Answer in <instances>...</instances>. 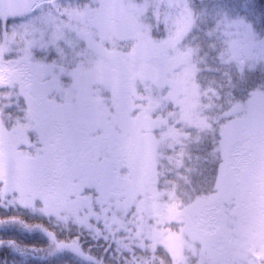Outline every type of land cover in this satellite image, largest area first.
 Masks as SVG:
<instances>
[{
  "label": "rangeland",
  "instance_id": "1",
  "mask_svg": "<svg viewBox=\"0 0 264 264\" xmlns=\"http://www.w3.org/2000/svg\"><path fill=\"white\" fill-rule=\"evenodd\" d=\"M43 1L0 0V15L28 12L30 8L26 5ZM145 9L146 4L135 0H103L99 7L93 8V16L102 30L124 34L129 27L135 29L141 25L139 21H143L141 18ZM188 13L181 15L178 26L174 27L175 22L168 30L164 29L161 40H152L153 47L144 57H137V61V58H133L136 49L142 47L150 36L145 32L146 27L143 26L140 33L137 32L138 36L144 38H137L139 40L132 54L111 51L105 48V44L98 42L99 37L95 38L79 29L86 34L92 48L104 54L107 60L93 71L81 69L73 73L77 94L74 98V118L84 133L79 139L78 149L67 158L61 156L56 159L50 165L46 184L41 185L36 180V143L25 139L22 129L16 132L1 125L0 181L4 182L6 188L18 190L26 200L40 199L48 208L55 207V212H59L60 202L61 210L71 211L78 216L84 212L85 203L79 192L85 187L94 189L95 184L89 177H97L101 183L96 185L97 190L105 199L111 194L121 197V203L116 200L111 204L120 203L118 206H121L123 213L137 202L139 209L144 211L141 215L138 212V217L145 216L143 228L151 229L149 233L152 239L148 244L151 247L163 245L173 263H186L185 260L191 255L190 258L198 257L199 261L204 259L211 264H264V92H254L234 108L233 116L221 128L218 150L222 164L213 193L199 196L185 207L178 208L172 201H160L161 193L158 195L155 189L149 187L157 171L156 157L160 159L164 156L161 150L169 141V133L164 131V120L154 118L149 112L151 109L135 112L128 91L138 81L137 77L147 79L159 87L167 88L171 98L184 106L188 120H193L190 118V109H193L191 93H188L192 91H188L190 84L181 76V73L188 74L191 62L186 64L187 68L179 67V60L185 62L196 52L187 50L182 41L191 26ZM238 26L240 30L229 45L233 56L243 58L244 52H247L248 59L264 58V39L257 41V34L250 25ZM172 27L176 31L175 35L171 34ZM5 49L4 42L0 46V53ZM122 58L128 60L131 71L121 83H117V70L123 68L120 63ZM50 68L51 65L25 61H0V88H6V84L19 83L22 93L31 101L38 83L44 82L49 88L46 77L51 74ZM95 82L109 86L113 95L119 93L117 104L115 96L106 97L115 99L112 104L95 97V93L93 96L91 86ZM150 88L146 87L148 105H151ZM90 99L99 101V109L95 103L87 105ZM173 100L172 104L175 103ZM59 104L56 102V107L47 110V120L44 119L43 110L35 103L31 104L40 140L46 131L51 140V122L60 123L64 118ZM109 105H113L114 110ZM198 119H194L193 125L203 126L202 120ZM162 125L164 128H160ZM95 130L97 132L92 133ZM171 140L177 146L180 144L176 134H171ZM90 150H98L99 160L93 162L94 167L91 169L87 164L85 171L80 162L91 161L86 156ZM231 212L238 214L239 225L234 231H226L224 222ZM156 221L160 224L158 229Z\"/></svg>",
  "mask_w": 264,
  "mask_h": 264
},
{
  "label": "trees",
  "instance_id": "2",
  "mask_svg": "<svg viewBox=\"0 0 264 264\" xmlns=\"http://www.w3.org/2000/svg\"><path fill=\"white\" fill-rule=\"evenodd\" d=\"M101 1L103 0H55L54 3H50L44 0L42 3L59 5L61 11L67 9L72 12V16H65L66 22H71L74 27L89 32L95 38L99 37L98 42L105 44V48L124 54H132L137 41L144 38L138 36L144 27L146 34L150 35L148 37L161 40L165 34L164 29L168 30L175 22L174 27L178 26L181 15L189 12L188 19L191 21V26L182 41L187 50L193 49L196 52L185 62L179 60V67L187 68L186 64L191 62L187 72L189 75L181 73V76L190 84L188 91H192L188 93H191L193 109H190V118L193 120L190 119L191 122L188 120L184 106L171 98L167 88L159 87L147 79L137 77L138 81L128 91L135 112L151 109L149 112L154 118L164 120L166 128L163 125L160 128H164V131L169 133V141L161 150L164 156L160 159L156 157L157 171L149 187L155 189L158 195L161 193L162 198L159 200L163 203L172 201L178 208H183L197 197L211 194L216 190L222 164L218 150L220 130L233 116L234 108L245 102L254 92H264V58L259 56L256 60L248 59V53L244 52V57L237 59L229 47L236 32L240 30L238 25H250L257 34V41L264 39V29L250 19L253 10L259 15L261 0H135L146 4L141 18L143 21H139L142 23L135 29L129 27L124 34L104 31L98 27L99 24L93 16L95 13L93 8L99 7ZM249 4L253 8L246 11L245 5ZM53 11L55 12V7ZM28 13L29 11L11 16L20 18L27 16ZM86 13H89L88 16H85ZM14 25V28L8 32V38L13 42L6 44L5 51L0 53L1 62L25 61L30 64L61 65L56 47L41 48L27 42V35L34 30L32 22L18 19ZM174 27L171 28L172 35L176 33ZM4 41L5 38L0 36V46ZM82 46H84L83 42ZM66 47L61 40L60 48L66 49ZM105 59L107 60V57L104 54L92 48L85 62L75 63L70 67L63 65V74L58 67L55 73L47 76L46 80L49 82L55 101L60 103L59 98L55 97L57 92H62L66 99L76 97L77 94L72 91L75 70L93 71L99 64H103ZM149 86L151 105L147 104L146 96V87ZM91 88L94 90L93 96L95 93V97H100L103 102L110 101L108 104H112L116 99L117 104L119 93L113 95V91H109L110 87L106 84L95 82ZM108 96L116 98L108 99L106 98ZM25 98L19 83L6 84V88H0V120H2L0 126L3 125L16 132L22 129L25 139L35 142L37 146L40 141L38 125L31 106L25 103ZM17 100L20 107H17ZM171 100L175 103L172 104ZM108 107L113 108L112 110L115 108L113 105ZM157 110L160 111L155 113ZM196 118L202 120L203 126L193 125ZM171 134H176L180 139L178 146L171 140ZM213 148L217 150L213 151ZM16 192L19 198L24 199L22 193L18 190ZM149 192H145L146 195ZM79 193L85 203H83L84 212L79 213L78 217L86 218L92 225L91 228L83 229L82 238L87 240L84 244L85 250L91 246V254L97 258V262L91 261L90 264H177L172 262L168 250L163 245L156 244L151 247L148 244L152 239L149 233L151 229L143 228L142 220L145 216L138 217V212H141L139 214L141 215L144 211L139 209L137 202L123 213L121 206H118L122 201L121 197L111 194L105 199L96 185L94 189L85 187ZM145 193H142L144 197H146ZM116 200L120 202L118 205L111 204ZM35 201L37 208H47L51 220L39 214L31 216L29 212L21 213L33 224H43L57 235L65 237L68 235V229L73 232L79 229L80 226L74 222L77 216L71 211L61 210L60 202L59 212L56 210L57 214L55 207L48 208L40 199ZM3 214V209H0V215ZM62 216L69 217L70 222L65 223L58 219ZM156 223L158 229L160 224L157 221ZM0 237L15 239L22 248L26 245H35L39 249L47 244L45 235L39 232L28 234L17 228L0 229ZM0 251H4L10 260L13 258L12 249H0ZM190 257L191 255L185 260L186 263L182 264H211L207 260L199 261L198 257ZM30 264H43V262L37 260L31 261ZM48 264H56V261L51 260ZM73 264H89V262L81 259L74 261Z\"/></svg>",
  "mask_w": 264,
  "mask_h": 264
},
{
  "label": "snow or ice",
  "instance_id": "3",
  "mask_svg": "<svg viewBox=\"0 0 264 264\" xmlns=\"http://www.w3.org/2000/svg\"><path fill=\"white\" fill-rule=\"evenodd\" d=\"M96 7V5H90ZM30 8L27 16L16 17L8 15H0V36L5 38V44L13 42L8 38V32L14 28V22L18 19L28 20L33 23L34 30L27 35V42L32 46L41 48L56 47L61 60V65L53 64L50 68L51 73H55L57 68H61L63 74V65L71 66L75 63H83L90 56L92 46L86 34L80 32L77 27H74L71 22L65 21V16H72L73 13L67 9L61 11L60 6L33 3L26 5ZM55 7V12L53 8ZM253 8L252 5H245V10ZM250 19L254 24L264 29V0H261V11L259 15L253 10L250 13ZM72 34V35H70ZM63 40L66 44L65 48H60V41ZM82 42L83 45L82 46ZM75 91V85L72 87ZM33 100L25 98V103L30 106L35 103L43 110L44 119L47 120V110L56 107L53 92L46 86L44 82H40L35 86L33 91ZM55 97L59 98V107L64 113V118L60 123L51 122V140L46 131L44 137L37 143V154L34 161L38 174L36 180L39 184L44 185L47 182V176L50 171V165L59 157L67 158L79 147V139L84 134L82 127L76 122L75 116V101L72 97L65 98L62 92L55 93ZM17 107H20L17 100ZM23 110V109H22ZM213 148V151H216ZM0 209H3L4 214L0 215V229L17 228L28 234L41 233L45 235L47 240L46 246L39 249L35 245H26L23 248L15 239H5L0 237V249H12L13 258L10 260L4 251H0V264H30L31 261H41L43 264H48L54 260L56 264H73L74 261L85 260L90 262L94 260L91 254V246L85 250L84 244L87 243L83 238V229L91 228L87 219L75 218V223L80 227L73 232L68 229L67 237L57 235L53 230L48 229L40 223L33 224L27 216L22 215L23 212H29V215H42L51 220V215L46 207L37 208V201L26 200L18 197L14 188H6L4 182L0 181ZM58 219L65 223L70 222L69 217L62 216ZM239 225V218L236 212H231L227 215L224 227L226 231H234Z\"/></svg>",
  "mask_w": 264,
  "mask_h": 264
},
{
  "label": "flooded vegetation",
  "instance_id": "4",
  "mask_svg": "<svg viewBox=\"0 0 264 264\" xmlns=\"http://www.w3.org/2000/svg\"><path fill=\"white\" fill-rule=\"evenodd\" d=\"M148 39H149V37H148ZM153 47V45L151 46V48ZM137 50V49H136ZM150 49H148L147 51H146V53L143 55V56H141V57H144L146 54H147V52L149 51ZM134 58V57H133ZM127 59V58H126ZM138 60V58L136 59V61ZM128 61V60H127ZM120 63H121V61H120ZM129 64V63H128ZM128 69L127 70H123V68H120V69H118L117 70V77H116V80L118 81L117 83H121L122 81H123V79H124V77L128 74V73H130V71H131V68H130V66L128 65ZM86 98H89L88 96L86 97ZM86 102V101H85ZM99 101H95V100H92V99H90V100H87V105H90L91 103H95V105H97V108L99 109V106H98V104H100V103H98ZM96 133L97 132V130H95V131H93L92 133ZM96 146V145H95ZM97 148H98V146H97ZM98 155H99V152H98V150H96V151H93V150H90V152L89 153H87V159H91V161H89L88 163H84L83 161H81L80 162V166L83 168V169H85V171H86V169H87V164H88V167H90V169L91 168H93L94 167V161H98L99 160V157H98ZM91 172V171H90ZM90 172H88L87 171V173H90ZM90 178V180H92V182L95 184V185H97V186H99L101 183H100V180L97 178V177H89ZM92 178V179H91ZM103 179H101V181H102Z\"/></svg>",
  "mask_w": 264,
  "mask_h": 264
},
{
  "label": "water",
  "instance_id": "5",
  "mask_svg": "<svg viewBox=\"0 0 264 264\" xmlns=\"http://www.w3.org/2000/svg\"><path fill=\"white\" fill-rule=\"evenodd\" d=\"M151 46H152V39L149 38V40L145 43V45L137 50V53L134 56V59H136L137 57L143 56L148 49H151ZM121 65L125 70H127L126 67L128 66V62L124 58L121 59ZM92 256L94 257L93 262H97V258L94 255Z\"/></svg>",
  "mask_w": 264,
  "mask_h": 264
}]
</instances>
